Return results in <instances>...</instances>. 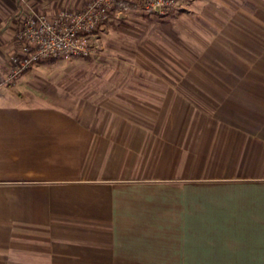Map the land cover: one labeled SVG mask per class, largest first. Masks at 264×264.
<instances>
[{
    "label": "crops",
    "instance_id": "crops-1",
    "mask_svg": "<svg viewBox=\"0 0 264 264\" xmlns=\"http://www.w3.org/2000/svg\"><path fill=\"white\" fill-rule=\"evenodd\" d=\"M25 1L0 0V86L21 13L58 6ZM231 6L150 78L0 103V264H264V0Z\"/></svg>",
    "mask_w": 264,
    "mask_h": 264
},
{
    "label": "rangeland",
    "instance_id": "rangeland-1",
    "mask_svg": "<svg viewBox=\"0 0 264 264\" xmlns=\"http://www.w3.org/2000/svg\"><path fill=\"white\" fill-rule=\"evenodd\" d=\"M25 2L21 0L22 4ZM57 2L54 9L63 8L68 3L64 0ZM79 2L76 0L75 4ZM232 3L233 0H197L186 10L179 7L163 17L136 10L122 13L103 28L96 56L42 62L14 81H9L6 75L1 81L0 94L3 97L0 103L35 105L58 99L83 100L94 92L102 96L110 92L105 88L108 83L150 78L145 73L150 59H143L149 52L181 51L185 40L190 38L194 40V49L200 50L202 46L214 48L215 41L212 40L217 37L219 29L216 19L227 8L232 10ZM28 10L21 13V20L22 14ZM36 11L44 12L39 8ZM14 44L15 37L11 52ZM252 63L260 65L257 60ZM9 70L8 63V74ZM244 76V80L260 81L258 75Z\"/></svg>",
    "mask_w": 264,
    "mask_h": 264
},
{
    "label": "built area",
    "instance_id": "built-area-1",
    "mask_svg": "<svg viewBox=\"0 0 264 264\" xmlns=\"http://www.w3.org/2000/svg\"><path fill=\"white\" fill-rule=\"evenodd\" d=\"M188 0H80L74 7L51 13L30 9L22 14L9 55L8 80L14 81L34 65L51 59L92 58L100 35L115 15L129 10L163 17Z\"/></svg>",
    "mask_w": 264,
    "mask_h": 264
},
{
    "label": "trees",
    "instance_id": "trees-1",
    "mask_svg": "<svg viewBox=\"0 0 264 264\" xmlns=\"http://www.w3.org/2000/svg\"><path fill=\"white\" fill-rule=\"evenodd\" d=\"M112 18L114 19V18H115V15H112ZM113 19H112V20H113ZM112 20H111V21H112ZM56 60H57V59H51V60H48V61L54 62V61H56Z\"/></svg>",
    "mask_w": 264,
    "mask_h": 264
}]
</instances>
